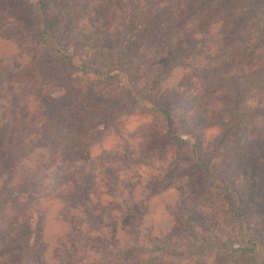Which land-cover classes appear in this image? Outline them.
Instances as JSON below:
<instances>
[{"label": "rangeland", "instance_id": "374dc122", "mask_svg": "<svg viewBox=\"0 0 264 264\" xmlns=\"http://www.w3.org/2000/svg\"><path fill=\"white\" fill-rule=\"evenodd\" d=\"M35 4L36 0H0V66L9 65L13 78L6 79L0 97V136L5 142L21 125H28L32 133L30 125L41 110L30 93L34 89L32 80H38L30 63L37 62L36 57L43 58L46 50H41L43 54L30 50L32 36L26 33L29 43L9 37L16 30L13 24L24 23ZM125 6L122 0H62L52 9L58 21L57 35L65 37L64 28H68V53L77 64L83 62L99 37L102 52L108 51L105 32L119 30ZM254 28L253 24L250 30H240L238 20L193 15L177 29L173 45L183 61L163 74L161 86L151 100L163 108H172L177 117L172 129L178 130L174 134L185 144H177L167 136L156 137L157 132H167L168 122L165 115L151 110V102L143 101L131 114L119 115L118 121L101 134L102 138L78 156L74 167L67 166L62 174L60 171L58 175L57 168L37 164L42 157L48 160L49 152L45 150L25 159L28 161L19 167L14 182H38V194L29 208L43 218L39 229L36 223L31 227L30 246L34 249L20 246L27 251L4 258L8 264H258L242 252L222 255L199 244L219 237L227 246L240 248L236 244L241 241L239 229H232L226 217L233 198L214 191L225 180L220 166L228 160L229 177L238 180L242 176L250 181L242 196L245 223L254 233H264V129L259 131L251 121L242 124L236 135L239 144L221 156L213 143L219 134L216 111L206 127L192 135L183 130L190 109L207 96V82L214 77L210 75L220 74V67L244 73L264 59L262 37ZM49 42L55 46L53 40ZM151 70L159 71L158 66ZM76 77L71 85L75 92L97 79ZM109 86V96H116V101L125 98L120 93L124 83ZM263 99L262 95L255 96L252 103L257 105ZM45 126L52 127V122L46 121ZM23 138L26 141L29 136ZM194 145L198 146L197 158L201 162L193 160ZM86 170L93 177L82 182ZM109 170L116 178L107 173ZM70 173L69 185L61 188L60 178ZM77 187H82V196L77 205L67 208L68 195ZM27 200V194H23L21 203ZM254 200L257 203H251ZM34 218L36 222L37 213ZM261 244L263 247L258 248L264 250V242ZM124 250L139 254L120 255Z\"/></svg>", "mask_w": 264, "mask_h": 264}, {"label": "trees", "instance_id": "16d2710c", "mask_svg": "<svg viewBox=\"0 0 264 264\" xmlns=\"http://www.w3.org/2000/svg\"><path fill=\"white\" fill-rule=\"evenodd\" d=\"M4 1L12 3L13 0ZM61 1L36 0L31 16L20 26L13 24L12 27H16V30L9 34L15 42L29 43L26 34L32 36L30 50H38L41 54V50H46V54L43 58L36 57L37 62L30 63L38 73V80H32L34 89L30 93L37 99L41 108L39 117L30 125V130L32 127L34 130L29 133L28 125H21L19 131L6 140L7 143L0 136V264L10 263L4 259L7 256L32 251L34 248L30 246L31 227L36 223L39 229L42 224L43 215L29 208L38 194V182H14L19 167L30 160L34 153L44 150L49 152L48 160L42 157L43 160L37 164L57 168L58 175L60 171L62 174L67 166L74 167L72 165L78 161V156L91 147L93 141L102 138L101 134L112 127V122L118 121L119 115L131 114L132 109L143 101L151 102V110L165 115L168 122L167 132H157L156 137L167 136L177 144L186 143L174 134H177L178 130L172 129L177 120L172 114V108H163L152 102L151 98L154 91L160 88L159 81L164 78L163 74H167L171 67L183 61L180 54L175 52L173 38L187 18L189 20V17L197 15L209 19L213 17L219 21L223 18L238 20L240 30H250L254 24L255 31L262 37L260 46L264 48V0H145L143 3L140 0H122L126 2L123 7L125 15L121 16L122 25L115 33L105 32L108 51L102 52L100 42H97L100 37L97 38L93 41L94 46L86 52L81 65L68 53L69 41L65 38L69 36L68 28H64L65 37L57 35L58 21L52 9L58 7ZM137 3L141 4L137 6ZM78 18L75 16L76 20ZM51 40L55 46L50 44ZM155 66H158L159 71L151 70ZM220 70V74L210 75L214 77L207 82V96L195 102V106L184 119L186 128H183L188 135H192L200 128L206 127L211 115L216 111L218 118L215 120V127L218 128L219 134L213 143L218 156L239 144L236 135L242 124L251 121L259 131L264 129V99L257 105L252 103L253 97L264 96V59L244 73H232L228 68L222 67L217 71ZM11 72L9 65L0 66V97L5 83L7 84L6 79L13 81V78H10ZM77 75L94 76L97 79L94 84L88 81V86L75 92L71 85L76 82ZM114 82L124 83L119 92L125 98H118L116 101V96L108 95L109 85ZM62 91L63 94L55 95ZM13 118L16 119L15 116ZM49 120L52 122L50 128L45 126V122ZM178 122H181V119H178ZM25 135L29 136L26 141L23 138ZM197 156L198 146L194 145L193 160L201 162ZM230 164L231 161L228 160L220 166V175L225 172V180L221 181L222 185L214 191L218 195L233 198L226 217L232 229H239L241 241L236 244L240 245V248L236 250L227 246L219 237L200 242L199 245L215 249L222 255L242 252L258 264H264V250L258 248V245L262 246L261 243L264 242V233L260 230L258 234L254 233L244 218L246 207L243 205L242 196L250 181L242 176L238 180L229 177ZM73 173L60 178L61 188L69 185V178ZM107 173L116 178L110 170ZM92 177V173L86 170L81 180L87 182ZM82 191V187H77L68 195L70 199L66 204L67 208L77 205ZM23 194H27L28 200L25 203H21ZM251 203L257 202L254 200ZM250 206L248 205V212ZM34 213L38 214L36 222ZM126 251L120 255L130 257L139 254L136 251L132 255L133 253Z\"/></svg>", "mask_w": 264, "mask_h": 264}]
</instances>
